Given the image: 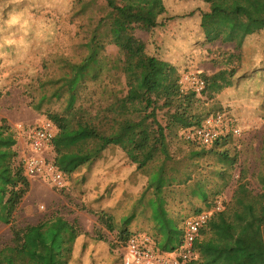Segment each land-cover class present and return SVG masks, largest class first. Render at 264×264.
<instances>
[{
  "label": "trees",
  "instance_id": "obj_1",
  "mask_svg": "<svg viewBox=\"0 0 264 264\" xmlns=\"http://www.w3.org/2000/svg\"><path fill=\"white\" fill-rule=\"evenodd\" d=\"M100 1L103 0H71L68 3L71 17L79 21L73 51L43 55L42 70H31L30 80L24 87L29 106L56 127L48 155L53 154L50 157L66 181L69 177L73 179V173L77 172L74 181L81 185L91 179L95 168L105 160L107 151L117 143L113 136L103 135L97 130L73 128L69 119L76 110L98 113L123 103L129 113H145L158 107L177 108L183 102L179 94L181 84L186 80L183 73L188 66L175 63L165 53L161 54L164 45L158 41V31L172 22L182 26L183 20L197 17L196 31L201 34L197 35V41L235 42V47L243 52L244 46L264 30V0H203L204 7L197 6L188 13L164 12L155 19L149 17L151 29L147 40L131 35L113 52L108 49V45L114 42L110 22L123 8L113 0H106L109 11L98 15L96 9ZM25 2L0 0V27H10L11 15L18 12ZM259 43L260 48H255L251 55L253 63H243L235 76L237 80L254 82L255 96L264 105V40ZM9 47L12 45H1L0 51H7ZM199 77L205 83L199 92L202 95L209 85L206 75L200 74ZM189 88L196 91L194 86ZM1 93L0 89V96ZM199 124L200 121L190 122L178 137L180 143L176 151L179 155L183 150L184 155L176 156L170 148L172 142L160 127V145L148 160L137 162L127 153L131 163L136 165L114 172L108 178L96 177L95 181L99 183L93 186L89 205L85 208L95 213L98 221L109 231L116 232L119 247L135 234L130 228L132 222L143 216L152 221L161 236L160 241L156 239V248L162 252L175 250L183 243L184 223L189 214L180 215L174 205L188 203L192 206L191 214L195 215L210 211L230 186L240 160L239 141L233 133L222 135L209 144L197 138H187L184 134L186 128ZM19 139V131L7 119L1 118L0 223L10 226L11 242L16 249L38 264H80L88 253L90 240L96 238L83 232L77 221L57 214L36 224L17 225L15 222L18 210L31 189L30 179L19 158ZM137 144L138 149L147 148L146 132ZM259 150L256 178L261 190L255 195L264 199V136ZM120 173H124L121 180L124 188L120 189L127 210L117 217V213L104 203L107 198L118 194L116 186L120 182L117 178ZM196 202L201 205H195ZM250 234L242 231L238 234V241L247 239ZM246 248L248 257L259 258L256 264H264L263 243L247 245ZM214 254V249L208 253L211 257ZM218 254L220 257L225 254L232 261L229 264H247L245 254L240 256L242 252L238 254L233 248L220 245ZM74 256L76 259L72 262ZM186 264L207 263L193 258Z\"/></svg>",
  "mask_w": 264,
  "mask_h": 264
},
{
  "label": "rangeland",
  "instance_id": "obj_2",
  "mask_svg": "<svg viewBox=\"0 0 264 264\" xmlns=\"http://www.w3.org/2000/svg\"><path fill=\"white\" fill-rule=\"evenodd\" d=\"M70 1L26 0L22 8L11 15L10 27H0V46L12 45V48L9 47L7 51H0L2 56L0 99L6 100H3V103L9 109L14 100L29 101L24 94V87L30 80L31 70L35 72L42 70L43 55L51 52L71 53L73 51V46L77 42L79 21L78 18L73 20L71 17V12L68 10ZM113 1L123 8V11L117 12L113 21L110 22L111 37L114 42L108 45V49L113 52H116L120 44H123L131 35L147 40L151 29L147 20L149 17L152 16L155 19L164 12L184 14L197 6L206 5L203 0ZM106 2V0L99 2L96 9L98 15H102L103 11H109ZM197 20V17L183 20L182 26L172 22L167 28L158 31V41L164 45L162 55L165 53L166 57L175 63L187 64L188 70L183 75L194 74L198 77L200 74L206 75L209 86L205 93L201 95L193 88H189L192 84L184 79L179 94L183 102L177 108L158 107L156 110L145 113H129L126 106L119 103L111 109L98 113L76 110L69 119V124L73 128L94 129L103 135H111L117 145L107 151L105 160L95 168L91 179L84 185L74 181L78 175L77 172L73 173V179L69 177L67 181L65 180L66 185L63 189H56L41 178L32 179L33 188L24 198L15 218L17 225L35 224L57 214L63 215L71 221H77L83 232H88L96 238V240H90L88 253L81 259L80 264H124L116 232L109 231L98 221L95 213L85 208L89 205L93 186L99 183L95 181L96 177L108 178L114 172L136 165L131 163L127 153L134 161L148 160L160 145L158 130L160 127L163 128L167 139L172 142L170 148L176 156L184 155L183 150L179 152V155L176 150L180 143L178 137L183 134L185 126L190 122L200 121L201 124L210 117L219 115L226 117L231 126L240 128V135L235 137L239 141L237 145L241 148V155L234 179L217 201L216 209H212V213H220L228 204L229 196L233 195L236 189H249L254 194L260 192L256 174L259 166V148L264 136V105L255 96L254 82L237 80L235 75L243 63H253L251 55L255 48H260L259 42L264 40V30L261 32V37L253 38L244 46L245 51L240 52L235 47V42L224 43L221 40H215L204 43L203 39L197 41V35H201L196 31ZM261 52L257 51V53ZM262 84L264 90V78ZM193 92L195 94H192ZM44 119H46L45 116L33 124H40ZM19 124L25 125L21 122L17 124V127ZM144 132L148 134V146L142 150L137 148V143L143 138ZM23 140L28 145L27 138ZM124 173L117 176L120 181L116 186L118 194L111 199L107 198L104 203L107 208L117 213V217L127 210L120 189L124 188L123 182L121 183ZM195 205H201V203L196 202ZM218 206L220 209L217 208ZM174 208L180 215L189 214V217L195 215L191 214L192 206L188 203H177ZM209 225L208 222L200 235ZM130 228L135 234L149 235L155 245L156 239L158 241L161 239L159 232L147 217L141 216L134 220ZM260 232L264 238V227ZM11 237L10 226L0 223V264H38L16 249L11 242ZM75 259L76 256L73 257L72 262Z\"/></svg>",
  "mask_w": 264,
  "mask_h": 264
},
{
  "label": "built area",
  "instance_id": "obj_3",
  "mask_svg": "<svg viewBox=\"0 0 264 264\" xmlns=\"http://www.w3.org/2000/svg\"><path fill=\"white\" fill-rule=\"evenodd\" d=\"M184 78L195 87L196 91L201 92L203 90L205 83L200 77L187 74ZM27 126L19 124L17 127L20 136L26 137L28 141L27 151L19 156L26 175L32 179L41 178L53 187H65L66 182L62 172L54 164L51 155H48L50 143L56 134L55 125L50 120L44 119L40 124ZM228 133L237 136L240 135L241 130L231 126L230 121L223 115L210 117L200 125L184 132L187 138H197L206 144L212 143L215 139ZM217 208L220 209V206ZM211 215L212 210L188 218L184 223L183 243L170 252L158 250L149 235L133 234L125 245L119 247V251L123 254V263L186 264L195 258L196 242L201 230L208 224Z\"/></svg>",
  "mask_w": 264,
  "mask_h": 264
},
{
  "label": "crops",
  "instance_id": "obj_4",
  "mask_svg": "<svg viewBox=\"0 0 264 264\" xmlns=\"http://www.w3.org/2000/svg\"><path fill=\"white\" fill-rule=\"evenodd\" d=\"M3 100L6 101L5 99H0V119H7L16 131H18V123L24 122L26 125H30L37 123L40 118H44L43 115L29 106L26 100H21V102L14 100L10 104V109L3 103ZM23 139L20 136L17 144L20 155L27 151V145ZM30 182L32 189V178ZM236 190L233 195L229 196L228 204L220 213H212L210 225L199 235L197 241L198 251L196 245L195 258L200 259L202 262L207 264H229L232 262L225 254H222L221 257L219 256L220 245L227 249L233 248L238 254L241 251L242 254L240 256L245 254L247 264H256L260 260L256 257H248L246 246H254L256 243L264 244L263 234L260 232L262 227H264V199L256 196L249 189ZM242 231L251 232L250 237L238 241V234ZM211 249L215 251L214 257L208 255Z\"/></svg>",
  "mask_w": 264,
  "mask_h": 264
}]
</instances>
